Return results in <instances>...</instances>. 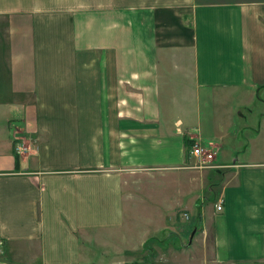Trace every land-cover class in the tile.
Instances as JSON below:
<instances>
[{
    "label": "crops",
    "instance_id": "1",
    "mask_svg": "<svg viewBox=\"0 0 264 264\" xmlns=\"http://www.w3.org/2000/svg\"><path fill=\"white\" fill-rule=\"evenodd\" d=\"M0 240V264H264V0H0Z\"/></svg>",
    "mask_w": 264,
    "mask_h": 264
},
{
    "label": "rangeland",
    "instance_id": "2",
    "mask_svg": "<svg viewBox=\"0 0 264 264\" xmlns=\"http://www.w3.org/2000/svg\"><path fill=\"white\" fill-rule=\"evenodd\" d=\"M258 95H260V94H258ZM262 98H263V96H259V97L257 96L254 104L250 103V107L254 108L256 105L259 106V107L262 106L263 103H261V101H260V99H262ZM249 122H250L249 124L251 125V126H249L250 128H252V127L257 128V126L260 123L258 120L255 119V117H251V116L249 118ZM239 126L243 128L245 126V124L242 125V123L240 122ZM253 130H255V129H253ZM244 131L245 132L243 133V135L246 136V137H248L249 135L252 134L248 129L244 130ZM243 135H241V136H243ZM194 143H196V142H194ZM226 160H228V159H226ZM211 162L212 161H209L208 163L206 162L207 164L210 163V165H206V166L213 165ZM204 170H206L204 172V177H205L206 184L210 183L211 181L215 180L216 178H219L217 172H215V170L213 168H208V169L205 168ZM157 187H159V186H157ZM178 187H180V186H178ZM178 187H176L175 184H173V186L171 188H168V189H169L170 193L171 192L173 193V203H178L179 204L178 196L175 197V195L178 194V191L180 190V189H178V191H177ZM213 189H215L214 191H216V192H212V191L208 190V188H205L206 193H204V194H205L206 197L207 196L209 197V200H213L218 195V193H220V190H221L217 186H214ZM160 190H161L160 192H162V193L166 192V194L168 195V193H167L168 191H167L164 183H163V185H161ZM199 193H203V192L199 191ZM215 193H216V195H213ZM180 200H181V194H180ZM189 204H191V203L189 202ZM192 206L193 207L190 208V210H189L188 218L183 216V210H182L183 209L182 208L183 205H181V207L176 208V209H179L177 215H175V214H174V216L173 215L172 216L168 215V217H167V218H169L168 224H169V222H170V220L172 218V221L174 222L175 227L177 229L181 230V231L182 230L184 231V233H183L184 237H189V235L191 233H194L195 223H197V220H196L197 217L195 216L196 206L197 205L196 204L195 205L192 204Z\"/></svg>",
    "mask_w": 264,
    "mask_h": 264
},
{
    "label": "built area",
    "instance_id": "3",
    "mask_svg": "<svg viewBox=\"0 0 264 264\" xmlns=\"http://www.w3.org/2000/svg\"><path fill=\"white\" fill-rule=\"evenodd\" d=\"M15 151L16 153L21 156V155H26L30 151V147L28 144L25 143L24 138L16 139L15 140ZM191 152V155L195 156L197 159L196 165L197 166H204L210 165L207 164L209 161H211L213 154L215 153L214 150H212L209 146L200 143H192V146L189 150ZM207 162V163H206ZM218 210H221V204H218L216 206ZM0 245H1V240H0Z\"/></svg>",
    "mask_w": 264,
    "mask_h": 264
},
{
    "label": "trees",
    "instance_id": "4",
    "mask_svg": "<svg viewBox=\"0 0 264 264\" xmlns=\"http://www.w3.org/2000/svg\"><path fill=\"white\" fill-rule=\"evenodd\" d=\"M192 141H190V139H187V141L185 142V144H186V148H187V151H189V148H191V146H192ZM189 153H190V151H189Z\"/></svg>",
    "mask_w": 264,
    "mask_h": 264
},
{
    "label": "water",
    "instance_id": "5",
    "mask_svg": "<svg viewBox=\"0 0 264 264\" xmlns=\"http://www.w3.org/2000/svg\"><path fill=\"white\" fill-rule=\"evenodd\" d=\"M194 233H195V230H194Z\"/></svg>",
    "mask_w": 264,
    "mask_h": 264
}]
</instances>
